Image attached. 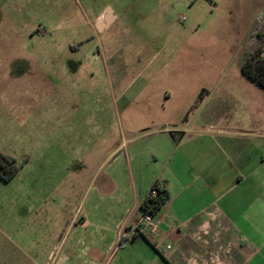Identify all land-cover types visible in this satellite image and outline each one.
I'll use <instances>...</instances> for the list:
<instances>
[{"label": "rangeland", "instance_id": "rangeland-1", "mask_svg": "<svg viewBox=\"0 0 264 264\" xmlns=\"http://www.w3.org/2000/svg\"><path fill=\"white\" fill-rule=\"evenodd\" d=\"M263 20L264 0H0V156L17 168L0 175V230L22 236L15 264H45L31 236L47 211L146 195L162 119L256 129L264 146V92L237 67Z\"/></svg>", "mask_w": 264, "mask_h": 264}, {"label": "crops", "instance_id": "crops-1", "mask_svg": "<svg viewBox=\"0 0 264 264\" xmlns=\"http://www.w3.org/2000/svg\"><path fill=\"white\" fill-rule=\"evenodd\" d=\"M162 121L167 139L148 189L165 184L170 199L155 216L157 233L139 225L145 195L125 188L112 209L78 207L70 219L47 211L31 236L33 246L46 249L45 264H264L262 132L237 126L204 132ZM17 233L0 230V264H15L23 253Z\"/></svg>", "mask_w": 264, "mask_h": 264}, {"label": "trees", "instance_id": "trees-1", "mask_svg": "<svg viewBox=\"0 0 264 264\" xmlns=\"http://www.w3.org/2000/svg\"><path fill=\"white\" fill-rule=\"evenodd\" d=\"M263 32L264 28L260 33V37L253 52L244 57L242 69L243 75L264 92V61L260 59ZM15 163L16 160L9 156H0V175L11 179L15 177L17 174ZM153 192H155V194H153ZM169 199L170 194L166 185L155 182L140 203L139 209L142 216H157L169 202Z\"/></svg>", "mask_w": 264, "mask_h": 264}, {"label": "built area", "instance_id": "built-area-1", "mask_svg": "<svg viewBox=\"0 0 264 264\" xmlns=\"http://www.w3.org/2000/svg\"><path fill=\"white\" fill-rule=\"evenodd\" d=\"M180 21H185V18L182 17ZM260 59L264 61V32L262 34V48L260 53ZM155 194V192H153ZM139 225L143 229H149L151 234H156L158 231L159 224L155 221V217L152 215H144L140 218Z\"/></svg>", "mask_w": 264, "mask_h": 264}, {"label": "flooded vegetation", "instance_id": "flooded-vegetation-1", "mask_svg": "<svg viewBox=\"0 0 264 264\" xmlns=\"http://www.w3.org/2000/svg\"><path fill=\"white\" fill-rule=\"evenodd\" d=\"M262 23H264V20L262 22H260V24H258L254 30V33H252V36L250 38V41L248 42V44L252 41H257L260 37V33H261V29H262ZM247 44V45H248ZM247 45L245 46V51H246V48H247ZM245 51H244V54H245ZM245 56V55H244Z\"/></svg>", "mask_w": 264, "mask_h": 264}, {"label": "water", "instance_id": "water-1", "mask_svg": "<svg viewBox=\"0 0 264 264\" xmlns=\"http://www.w3.org/2000/svg\"><path fill=\"white\" fill-rule=\"evenodd\" d=\"M105 20H106L107 23L111 22V18H110V16H109V15H108V16H105ZM101 21H102V19H101ZM101 21H99V23H98L99 28H101ZM244 51H245V48L243 49V51H242V53L240 54V57H239V59H238V61H237V67H238V69H239L242 73H243V69H242V67H241V65H240V61H241V58H242V56H243V54H244Z\"/></svg>", "mask_w": 264, "mask_h": 264}]
</instances>
